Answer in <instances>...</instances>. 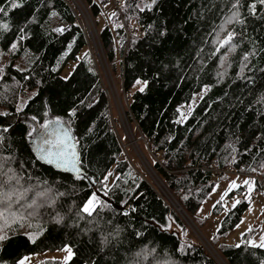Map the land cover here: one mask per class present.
Wrapping results in <instances>:
<instances>
[{
  "label": "trees",
  "instance_id": "obj_1",
  "mask_svg": "<svg viewBox=\"0 0 264 264\" xmlns=\"http://www.w3.org/2000/svg\"><path fill=\"white\" fill-rule=\"evenodd\" d=\"M80 1L100 25L107 63L113 73L119 70L129 97L126 116L147 141L153 171L167 193L208 236L223 264H264V248L251 246L256 230L237 243H224L250 206L247 186L227 189L224 201L198 212L215 185L227 181V174L216 176L214 170L232 166L264 181V6L252 16L247 13L251 0H240L237 7L236 0H120L123 24L117 23L113 1ZM109 3L113 14L97 21L108 16ZM0 8L6 13H0V65L7 60L0 74V113L6 114L0 115V180L10 197L0 196L5 201L0 234L8 236L0 241V264H20L25 257L66 247L72 256L64 264H218L124 158L75 8L61 0H0ZM234 12L244 24L226 23ZM57 26L65 31H56ZM136 27L143 36L127 37L125 28ZM229 32L236 33L235 47L220 48ZM207 69L209 89L183 116L181 108L191 102ZM137 81L144 83L143 91L134 90ZM8 117L13 120L6 122ZM52 121L69 128L88 180L36 159L30 141L37 128ZM99 190L107 195L91 214L83 212ZM254 190L262 194L257 181ZM232 199L241 203L227 207ZM171 223L179 231H171Z\"/></svg>",
  "mask_w": 264,
  "mask_h": 264
},
{
  "label": "rangeland",
  "instance_id": "obj_2",
  "mask_svg": "<svg viewBox=\"0 0 264 264\" xmlns=\"http://www.w3.org/2000/svg\"><path fill=\"white\" fill-rule=\"evenodd\" d=\"M67 1H68L67 3L70 4L71 7L75 8L76 18L78 23L80 24L81 29L82 30L85 28L87 29V26H89L90 28L91 36L86 32L87 33L86 34L87 37H85L86 45L88 48L90 59L100 76L101 82L106 92L109 103V111H110L112 126L118 135L119 141L122 146L124 158L130 163L134 172L140 178L148 182L149 185L156 191V193L166 202V204L170 205L177 212L175 208L176 202L172 200L170 195L167 193L165 187L163 186L161 180L155 175V172L153 171L152 163L155 161V157L151 153L147 145V141L140 134L135 124L130 123L126 116V112H128V106H129V99H128L129 97L123 91L122 79L119 70L116 73H113L110 69L109 64L107 63L104 51L101 47L99 40L98 29L100 28V25L96 27L93 18L89 14V10L86 8L85 5H83V3L80 0H67ZM254 2L257 3L256 14H258V12L261 9V5H259L258 0H251L250 3L248 4L247 13L252 16L254 15L249 6ZM105 11H106L105 15L108 16L104 17L103 15H101L100 17L97 18V21L101 23L107 21V19H109L108 17L113 14L114 10L112 8V5H110V3L105 7ZM59 28L62 27L61 26L56 27V29ZM6 61L7 60L5 59V61L0 65V74L2 73L3 65L5 64ZM72 68H73V64L71 63L64 71H62L61 73L62 76L66 77L67 74L70 72V70H72ZM210 73H211L210 69H207L202 73L201 77L198 80L197 87L194 91L191 102L188 105L183 106L181 108V112L183 113V116H186L189 113L191 108L209 89V86L212 83ZM144 86L145 85L143 82L137 83L134 90L144 88ZM21 106L22 105L20 104L18 106V109H20ZM12 120H13L12 117H8L6 119V122ZM239 176L242 178H247L246 175H239ZM232 177L235 176L227 175L226 182L220 181L215 185L213 191L210 193L207 200L203 203V205L199 209L198 211L199 214L206 213L209 209H211L212 206L215 204V201H218L223 195V193L227 192V189L229 190L230 184L232 182H236V184L239 186L244 184L243 179L238 180ZM111 182L112 180L105 185V189L109 188ZM246 189H247L246 194H248V187H246ZM94 194H96L98 202L101 198L105 197V194L100 190L95 191ZM260 196H262V194L256 193L255 190L251 191L250 197L252 200L250 199L251 201L250 206L242 217L241 221H243V223L240 222L239 227H236L227 236V238H225L224 243L225 241L229 243L239 242L242 233H246L249 227H251L253 230H256L252 238V242L255 241L256 243H259L260 236L264 235V196L262 197ZM234 201L235 200L232 199V201L227 204V207H231ZM98 202L94 203L91 206L93 210L97 206ZM178 215L184 220L188 228L191 230L192 235L195 236V238L203 245L206 252L212 258L216 259L218 261V264H223L217 251L207 241L206 237L208 238V236L203 234L194 225V223L191 220H189L185 215L183 214L181 215L179 213ZM209 227H211L210 231L214 229L213 224H210ZM170 230L175 232L179 231L178 227H176L172 223ZM69 250L70 249L66 247L56 251H44L32 255L30 257H25L21 261H23L24 264H41L42 262L47 260H57L60 263L64 264L72 256L71 250L70 251Z\"/></svg>",
  "mask_w": 264,
  "mask_h": 264
},
{
  "label": "snow or ice",
  "instance_id": "obj_3",
  "mask_svg": "<svg viewBox=\"0 0 264 264\" xmlns=\"http://www.w3.org/2000/svg\"><path fill=\"white\" fill-rule=\"evenodd\" d=\"M239 3H240V0H236V4H234L233 7H237L239 5ZM258 3H259V5L264 6V0H258ZM20 6L21 5L16 4V3L12 4L13 8L20 7ZM249 7L252 10L253 15H255L256 11H257V3L254 2ZM0 13H5V9L4 8H0ZM53 15H55V13H53ZM114 15H115V13H114ZM233 20H235L236 22H238L240 24H244L245 23L244 20L239 19V13L238 12H234L232 14V16L228 18L226 23H230ZM3 29L4 30H8V25L7 24L3 25ZM56 31L63 32V31H65V29L59 28V29H56ZM20 32H21V35H20L19 39L23 40L24 39V36H23L24 29H20ZM235 35H236L235 32H229L227 34L226 38H224L220 42V48H223V47H225L227 45H231V42L233 41ZM16 47H17V44L14 42L11 45V49L14 50V49H16ZM231 47L234 48L235 46L231 45ZM217 51L219 52L220 49L218 48ZM244 59L247 60L248 57L245 56ZM137 83H140V81H137ZM140 90L143 91L144 89L141 88ZM0 115H6V114L0 113ZM32 119L35 120L36 117H33ZM57 123H60V122L57 121ZM42 127L47 129L49 127V124H43ZM3 131L7 132L8 128H4ZM33 131H35V129H33ZM69 139H70V137L68 136L67 133H65L62 138H59L55 151L52 150L51 148H49L47 150L44 149V148H38V151L41 153V155L38 157V159L43 160V161H45L48 164H55L56 167H58V168L68 169L69 166H70L71 170L79 172V169L77 168V164L79 162V158H78L74 148L71 151L68 150V143L67 142H68ZM0 142H2V138H0ZM44 143L45 144H50L52 142L48 141V140H45ZM262 167H264V165H262ZM9 171H11V169H9ZM253 171H256V169H253ZM108 175L111 176L112 173H108ZM13 179H15L17 183L19 182V177H16V176H9L8 177L9 181H11ZM105 179H107V177H105ZM243 183H244L245 186L248 187L249 195L247 196V198L250 199V193H251V191H253V188H254V185H255V181H251V180H247L246 179V180H244ZM4 186H5V182L3 180H0V196L5 197V199H10V197H8L7 193H3L2 192ZM236 187H239V185H237L236 182H232L230 184L229 191H231V189L236 188ZM105 195H107V192H105ZM227 195H228V192L223 193V195L221 196L220 200L217 201L216 203L220 204L222 201H224V199H225V197ZM185 198H187V197H185ZM4 202H5L4 200H0V203H4ZM97 202H98L97 196H96V194H93V196L86 202V205L83 208V211L86 212V213L91 214V211L93 210L91 206L94 203H97ZM240 203H241L240 200H238V199L235 200V202L232 204V208H235ZM215 206L216 205H213V207H215ZM2 215H3V213L0 212V216H2ZM241 223H243V221H241ZM237 227H239V225H237ZM252 230L253 229L251 227H249L247 229L248 232H251ZM0 233H2V229H0ZM242 235H245V234L242 233ZM7 238H8V236L6 234H0V241L6 240ZM251 246L264 248V235L260 236L259 243H256L255 241H253ZM237 247H240V245H237ZM20 264H24V262L21 261Z\"/></svg>",
  "mask_w": 264,
  "mask_h": 264
},
{
  "label": "water",
  "instance_id": "obj_4",
  "mask_svg": "<svg viewBox=\"0 0 264 264\" xmlns=\"http://www.w3.org/2000/svg\"><path fill=\"white\" fill-rule=\"evenodd\" d=\"M59 122L60 123H57V121H52V122L47 123V124H49V127L47 129L43 128L40 131H38L36 129L35 134L30 141V146H31L32 152L35 155L36 159L40 163H42L44 166L54 168L57 171H60L64 174L71 175L73 177L83 178L84 175H83V172H82L81 167H80V161L77 164V168L79 169V172H77V171L71 170L70 166L68 169L58 168V167H56L55 164H48L45 161L38 159V157L41 155V153L38 151V148H44L46 150L51 148L52 150L55 151L59 138H62L65 133H67L68 136L70 137V139L67 142L68 143V150L71 151L74 148V150H75V152L79 158V152H78V146H77L76 140L72 136L69 128L63 122H61V121H59ZM45 140L51 141L52 143L45 144L44 143ZM84 178L86 180H88L87 177H84ZM90 185L92 186V184H90ZM175 208L179 214L185 215L183 209L180 207L179 204L176 203Z\"/></svg>",
  "mask_w": 264,
  "mask_h": 264
},
{
  "label": "built area",
  "instance_id": "obj_5",
  "mask_svg": "<svg viewBox=\"0 0 264 264\" xmlns=\"http://www.w3.org/2000/svg\"><path fill=\"white\" fill-rule=\"evenodd\" d=\"M61 1L62 2H65L66 4H68L67 3V0H61ZM112 1H113V6H114V8L116 9V11L118 13V15H117V22H120V23H123L124 24L123 16H122V13L120 11L121 1L120 0H112ZM125 29H126V35H127V37H131V36L142 37L143 36V30L141 28L136 27V28H134L132 30H128L127 28H125ZM82 31H83L84 37H87V35H86L87 33L91 36V32H90L89 26H87V29L85 28ZM213 173L216 176H218L220 174H227V175H246V174H238V173H236L233 170L232 166L226 167L223 171L214 170ZM246 176L252 178L253 180L257 181L261 185L262 194L264 196V181L261 180V178L259 176L255 175V174H253V175H246Z\"/></svg>",
  "mask_w": 264,
  "mask_h": 264
},
{
  "label": "crops",
  "instance_id": "obj_6",
  "mask_svg": "<svg viewBox=\"0 0 264 264\" xmlns=\"http://www.w3.org/2000/svg\"><path fill=\"white\" fill-rule=\"evenodd\" d=\"M260 197H262V196H260Z\"/></svg>",
  "mask_w": 264,
  "mask_h": 264
}]
</instances>
